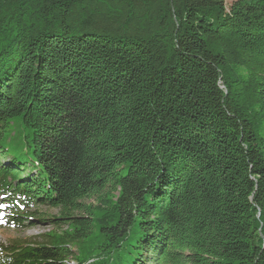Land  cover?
<instances>
[{
    "label": "trees",
    "instance_id": "16d2710c",
    "mask_svg": "<svg viewBox=\"0 0 264 264\" xmlns=\"http://www.w3.org/2000/svg\"><path fill=\"white\" fill-rule=\"evenodd\" d=\"M226 2L0 0L3 220L66 227L0 264H264V0Z\"/></svg>",
    "mask_w": 264,
    "mask_h": 264
},
{
    "label": "rangeland",
    "instance_id": "374dc122",
    "mask_svg": "<svg viewBox=\"0 0 264 264\" xmlns=\"http://www.w3.org/2000/svg\"><path fill=\"white\" fill-rule=\"evenodd\" d=\"M236 0H227L226 5L229 7ZM2 146L13 154H25L26 143L22 137H15L10 142H2ZM6 158H8L6 156ZM85 204H94V199H89ZM5 202L0 203V246H7L12 242H24L26 244L46 245L50 242L49 236L53 234L60 235L66 229L64 225H56L52 220L59 218L56 209L46 207H34L31 209L32 217L29 222H24L21 228H15L8 225L3 216L7 213ZM75 252L74 249H72ZM70 264H75L71 262Z\"/></svg>",
    "mask_w": 264,
    "mask_h": 264
}]
</instances>
